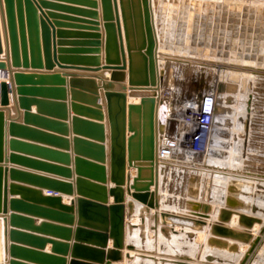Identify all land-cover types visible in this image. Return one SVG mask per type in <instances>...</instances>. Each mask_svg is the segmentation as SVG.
<instances>
[{"label": "crops", "instance_id": "1", "mask_svg": "<svg viewBox=\"0 0 264 264\" xmlns=\"http://www.w3.org/2000/svg\"><path fill=\"white\" fill-rule=\"evenodd\" d=\"M116 1L123 33L120 1ZM32 2L39 17L41 66L32 64L26 34L27 65L23 64V56H20V66L12 68L26 79L20 84L15 79L13 92L9 93V104L0 105V264H71L74 259L87 263L92 258L86 248L95 249L100 242L84 238L87 235L83 237L78 229L103 227L106 222L111 227L112 217L110 212L105 213L81 201L106 199L104 205L114 203L110 194V189L116 185L112 182V131L105 94L110 88L121 90L122 85L129 87L128 76L126 82L113 81V86H109L111 70L103 68L107 61L102 0ZM24 4L22 0L23 11ZM150 6L154 18L153 0H150ZM3 10L5 13L4 0ZM0 25L5 49L1 15ZM42 28L50 33L46 52ZM123 41L125 46L124 33ZM59 63L65 66L61 68ZM20 88L26 91L20 94ZM126 93L127 106L136 104L138 99L131 97L128 90ZM21 97L26 102L20 103ZM113 106L117 107L116 103ZM221 106L217 105L220 112L214 117L213 146L218 145V131L222 127ZM98 118L101 121L96 120ZM79 119L81 121H77ZM248 119L246 133L241 138V151L248 150L247 153L252 155L261 146L257 144L264 140V131H251ZM84 121L102 123L103 128L90 127ZM155 124L158 145L163 127L157 119ZM101 134L103 143L94 140ZM129 135L127 118V139ZM94 144L103 145V149ZM101 156L104 163L98 162ZM153 167L158 176L154 198L158 200L159 208L147 210L144 204L125 194L124 204L131 199L133 208L131 211L125 208V248L122 252L124 256L126 253L131 256L111 264L242 263L264 224V160L257 168L244 169L243 165L238 175L218 174L216 168H211V171L204 168L169 169L158 162ZM137 171L135 166H129L127 152L125 189L128 176L132 184ZM148 174L149 171L144 172V175ZM102 176L104 183L100 182ZM58 183L65 185L61 192L47 190ZM150 190L156 191L155 185ZM44 195L59 196L60 202L68 208L44 201ZM13 201L19 202L20 208L13 207ZM204 204L210 205L211 211L209 218H205L206 224L201 225L197 222L200 217L192 213L191 205L201 207ZM222 208L263 221L248 230L252 234L250 242L213 234V224L219 222ZM197 210L202 212V208ZM164 211L171 215L164 218ZM12 215L19 218L18 223H12ZM238 218L233 214L226 225L236 231H245ZM76 244L84 249H76ZM127 245H133L135 250L128 251ZM112 247L113 239L109 238L105 249ZM246 264H264V234Z\"/></svg>", "mask_w": 264, "mask_h": 264}, {"label": "water", "instance_id": "2", "mask_svg": "<svg viewBox=\"0 0 264 264\" xmlns=\"http://www.w3.org/2000/svg\"><path fill=\"white\" fill-rule=\"evenodd\" d=\"M32 1L24 0L25 10L23 11L22 0H4V13L3 0H0V15L5 39L4 49L2 27L0 25V56L2 57L0 58V70L8 72L10 75L9 81L0 80L1 106H7L9 104V93L13 92L15 79L18 84L23 83L26 79L22 73L12 69L13 67L20 66V56H23V64L27 65L28 52L26 49V34L28 35L27 41L29 42L32 64L35 67L41 66L39 17L33 4L34 2ZM119 1L124 40L126 44L125 46L117 1L102 0L103 11L105 14L107 61L103 68L111 70L109 77L110 87L113 86V81L121 83L126 82L127 76L129 85V87L122 85L121 90H113V88H110L105 94L109 104V116L112 131V182L116 185L110 189V194L114 197V203L106 206L104 205V203H106V199L101 201L92 199L95 201L89 202L81 201V203L97 207L105 211V213L110 212L112 217L111 227H109L106 222L103 227L96 228L94 226H86V228H89L87 230L79 228L78 232L83 235V237L87 235L84 238L87 237L93 240L97 239L99 240L100 245H96L98 247L95 249L93 247L86 248L88 249L89 257L92 258L87 260V263L74 259L71 264H111L113 262L119 263L124 260L122 250L125 248V208H129L130 211L133 208V201H131V199H129L126 203L127 205L124 204L126 193L130 196V198L144 204L148 209L159 208V202L154 198L158 189V176L157 173H155L153 165H157V160H155L157 151L155 119L162 74L164 71H158L157 34L153 22L150 0ZM114 10L116 12L115 14ZM41 12L50 23V19L46 13L43 10H41ZM42 30L44 49L46 52L49 47L50 33L46 30V28H42ZM54 57L57 60L56 54ZM96 61L98 62V59H96ZM64 66L65 65H62V63H59V67L63 68ZM127 90L131 97L139 98L140 103H133L127 106ZM25 91L26 89L24 88L19 89L20 94ZM94 94L97 95L98 93L94 92ZM24 102H26V99L21 97L20 103ZM113 103H116L117 107H114ZM101 118L96 120L101 121ZM127 118L128 131L130 132L128 139L126 137ZM1 120L2 113L0 112V145ZM77 121L81 120L79 119ZM83 123L89 125L90 127L103 128L102 123H96L93 121H84ZM99 136V139L97 138L94 140L103 143V134ZM89 145L93 146L92 143H89ZM94 146L103 149V145L101 144H94ZM127 152L129 166H135L138 171L132 184L129 183L130 180L128 176V184L125 189ZM98 159V162L104 163L103 156L98 157ZM145 171H149V174L144 175ZM104 180L105 179L102 176L100 182L104 183ZM58 184H53L52 186L54 187H49L47 190L61 192L63 190V186L65 185L61 183ZM152 185H155L156 191L154 192L150 190ZM42 199L46 202L57 203L62 208H68V206L60 202L59 196L44 195ZM230 203L231 202H229V205L232 207V204ZM12 206L20 208L19 202L16 201L12 202ZM210 211V205L204 204L202 212H198L195 208L192 213L200 217L197 219L199 224L205 225V218H209ZM233 214L238 215L239 225L245 228V231H236L226 225V223L230 221ZM170 215L171 214L168 212H162V216H164V218ZM11 221L12 223H18L19 218L12 215ZM255 223L262 224L263 221L256 217L233 211L230 208H222L219 216V222L213 224L212 232L214 235L219 237H231L233 239L240 240L243 239L248 243L252 239V234L248 230H251ZM263 234L264 224L246 252L244 261L240 264H246L247 260L254 253L256 247L261 241V236ZM11 236H14V232L11 233ZM109 238L113 239V247L106 250L105 248H107ZM216 243L220 244L218 241H216ZM126 247L127 249H134L133 245H127ZM75 248L84 249L80 244H76Z\"/></svg>", "mask_w": 264, "mask_h": 264}, {"label": "rangeland", "instance_id": "3", "mask_svg": "<svg viewBox=\"0 0 264 264\" xmlns=\"http://www.w3.org/2000/svg\"><path fill=\"white\" fill-rule=\"evenodd\" d=\"M153 13L162 99L212 93L222 103L221 141L205 163L237 175L262 165L264 140L251 155L241 138L248 118L251 131H264V0H153Z\"/></svg>", "mask_w": 264, "mask_h": 264}, {"label": "built area", "instance_id": "4", "mask_svg": "<svg viewBox=\"0 0 264 264\" xmlns=\"http://www.w3.org/2000/svg\"><path fill=\"white\" fill-rule=\"evenodd\" d=\"M0 72V80L9 81V73ZM160 96L156 119L163 127V132L158 140L157 162L169 169L203 168L215 128L217 103L214 94L204 93L184 103H168Z\"/></svg>", "mask_w": 264, "mask_h": 264}, {"label": "bare ground", "instance_id": "5", "mask_svg": "<svg viewBox=\"0 0 264 264\" xmlns=\"http://www.w3.org/2000/svg\"><path fill=\"white\" fill-rule=\"evenodd\" d=\"M155 29H156V27H155ZM159 45V44H158ZM157 53H158V50H157ZM159 56V55H158ZM157 56V57H158ZM157 60H158V67L160 66V63H162V62H160L159 63V59L157 58ZM161 61V60H160ZM158 71H160V67L158 68ZM0 79H1V72H0ZM137 99H139V98H137ZM156 116L158 115V109L156 110ZM218 112H220V111H218L217 110V113ZM221 113H222V110H221ZM220 114V113H219ZM215 117V116H214ZM212 157V156H211ZM155 160H157V155L155 156ZM210 163V162H209ZM206 164V163H205ZM223 165V164H222ZM215 167H216V165H214ZM214 166H213V164L211 165H209L208 164V162H207V164H206V169L204 168V170H207V171H211L212 169L211 168H214ZM223 168V167H222ZM202 169V168H201ZM217 172H219L220 174H227L225 171H221V170H219V171H217ZM192 208H193V210L196 208V209H200V208H202V210H203V205L201 206V207H198V205L197 206H195V205H192ZM146 209L148 210V208L146 207ZM227 223H229V221L227 222ZM257 224H259V223H257ZM242 227V226H241ZM240 232H242V231H240ZM139 238V237H138ZM231 238V237H230ZM223 245V244H222ZM225 246V245H224ZM126 249H127V247H126ZM128 251H134L135 249H127ZM127 255V256H126ZM126 255L124 256V259H128L131 255H130V253H126Z\"/></svg>", "mask_w": 264, "mask_h": 264}]
</instances>
